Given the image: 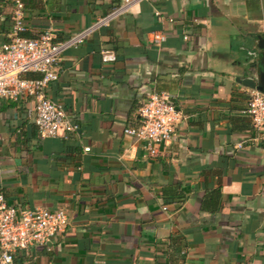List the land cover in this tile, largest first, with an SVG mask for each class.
<instances>
[{
	"label": "crops",
	"instance_id": "1",
	"mask_svg": "<svg viewBox=\"0 0 264 264\" xmlns=\"http://www.w3.org/2000/svg\"><path fill=\"white\" fill-rule=\"evenodd\" d=\"M22 1L23 35L56 40L124 2ZM13 12L0 0L1 42ZM154 31L167 36L159 47ZM260 38L264 0H140L57 63L46 94L75 133L41 138L33 97L1 99L0 193L69 218L51 251L17 252L14 264H264V133L242 113L252 88L237 81L264 74ZM153 92L182 118L150 157L123 130Z\"/></svg>",
	"mask_w": 264,
	"mask_h": 264
},
{
	"label": "built area",
	"instance_id": "2",
	"mask_svg": "<svg viewBox=\"0 0 264 264\" xmlns=\"http://www.w3.org/2000/svg\"><path fill=\"white\" fill-rule=\"evenodd\" d=\"M137 1L140 0H124L106 15L98 16L92 25L66 39L56 40L49 30L36 37L23 35L26 30L24 4L22 0H14L11 37L9 41H0V100L33 97V120L41 138H66L75 133L78 125L60 103L46 94L49 83L58 77L57 63L66 49L83 43L96 29L109 25ZM166 37L164 32L154 31L149 35V40L159 47ZM101 56L106 63L116 60L115 53L109 49H103ZM29 72H37L40 76L27 77ZM242 113L250 117L253 125L264 133V92L252 89ZM181 118L182 114L171 95L153 92L139 106L137 124L126 126L123 131L141 143L146 156L153 157L159 154L161 145L172 138ZM84 150L88 151L89 147H84ZM68 224V214L64 209L9 204L0 193V264H14L15 256L20 251L27 252L37 247L51 251Z\"/></svg>",
	"mask_w": 264,
	"mask_h": 264
},
{
	"label": "water",
	"instance_id": "3",
	"mask_svg": "<svg viewBox=\"0 0 264 264\" xmlns=\"http://www.w3.org/2000/svg\"><path fill=\"white\" fill-rule=\"evenodd\" d=\"M258 47L264 49V39L260 38L258 41ZM264 61V57H263ZM263 69H264V62H263ZM237 81L245 85L246 87L256 89L258 91L264 92V74H261L258 78L254 76H245V77H238Z\"/></svg>",
	"mask_w": 264,
	"mask_h": 264
},
{
	"label": "trees",
	"instance_id": "4",
	"mask_svg": "<svg viewBox=\"0 0 264 264\" xmlns=\"http://www.w3.org/2000/svg\"><path fill=\"white\" fill-rule=\"evenodd\" d=\"M40 75H38V76H35V77H33V78H37V77H39ZM181 201V200H180Z\"/></svg>",
	"mask_w": 264,
	"mask_h": 264
}]
</instances>
